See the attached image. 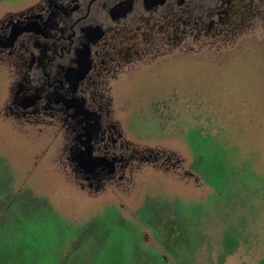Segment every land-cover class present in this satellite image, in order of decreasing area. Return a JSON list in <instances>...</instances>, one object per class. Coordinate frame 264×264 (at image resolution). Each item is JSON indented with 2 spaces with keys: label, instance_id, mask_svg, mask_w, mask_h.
I'll return each mask as SVG.
<instances>
[{
  "label": "flooded vegetation",
  "instance_id": "1",
  "mask_svg": "<svg viewBox=\"0 0 264 264\" xmlns=\"http://www.w3.org/2000/svg\"><path fill=\"white\" fill-rule=\"evenodd\" d=\"M256 38L264 0H29L0 16V114L60 137L59 162L81 189L123 182L141 165L175 170L165 150L130 141L129 105L150 103L142 122L172 131L179 56L236 53ZM156 79L162 94L131 98Z\"/></svg>",
  "mask_w": 264,
  "mask_h": 264
},
{
  "label": "rangeland",
  "instance_id": "2",
  "mask_svg": "<svg viewBox=\"0 0 264 264\" xmlns=\"http://www.w3.org/2000/svg\"><path fill=\"white\" fill-rule=\"evenodd\" d=\"M27 1L0 0V16ZM263 39L247 40L236 53L223 49L218 53L179 56L172 79L178 97L172 131L161 130L162 120L142 122L137 111L143 106L150 111V103L129 105L131 110L125 123L130 141L163 149L173 161L179 160V168L168 172L152 164L141 165L123 182L107 183L98 191L81 189L72 170L59 162L60 137H55L51 129L16 127L0 114V193L6 204L10 201L6 210L15 206L23 212L27 204L49 208L60 225L71 233L56 249L60 257L68 253L96 218L114 213L121 220L139 225L136 249L139 256L153 255L174 263L173 254L161 236L164 227L145 225L141 213L152 203L157 207L165 205L167 216L188 205L200 204L205 206L206 217L199 226L205 240L198 262L208 257V248L210 256L215 257L224 223L229 217L236 221L242 216L246 234L224 264H257L264 255ZM151 83L157 86L145 84L131 89V98L139 94L148 98L167 89L163 85L158 87L162 79ZM4 96V82L0 78V110ZM195 127L220 135L231 153L240 184L238 201L230 204L232 210L224 202L213 203V189L196 173L194 155L183 136L186 130ZM143 131L142 136L139 132ZM245 175L247 178L242 179Z\"/></svg>",
  "mask_w": 264,
  "mask_h": 264
},
{
  "label": "trees",
  "instance_id": "3",
  "mask_svg": "<svg viewBox=\"0 0 264 264\" xmlns=\"http://www.w3.org/2000/svg\"><path fill=\"white\" fill-rule=\"evenodd\" d=\"M183 136L194 155L196 173L215 193L213 203L224 202L230 207L238 201L240 184L235 175L237 167L225 142L220 135L199 127L186 130ZM246 178L245 175L242 179ZM1 195L0 264H224L246 234L244 217L238 216L236 221L229 217L223 225L215 257L210 256L208 248V257L198 262L205 240L199 230L206 217L205 206L188 205L167 216L165 205L157 207L152 203L141 213L142 222L164 227L161 236L173 254L174 263L153 255L139 256L136 252L139 225L121 220L114 213L96 218L78 236L68 253L60 257L56 249L71 233L60 225L50 209L27 204L23 212L15 206L6 210L10 201L6 204ZM257 264H264V255Z\"/></svg>",
  "mask_w": 264,
  "mask_h": 264
}]
</instances>
